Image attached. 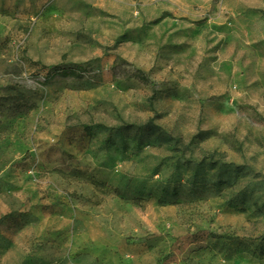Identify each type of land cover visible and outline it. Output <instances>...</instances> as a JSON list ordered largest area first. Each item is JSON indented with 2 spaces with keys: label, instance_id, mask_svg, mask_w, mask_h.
<instances>
[{
  "label": "rangeland",
  "instance_id": "374dc122",
  "mask_svg": "<svg viewBox=\"0 0 264 264\" xmlns=\"http://www.w3.org/2000/svg\"><path fill=\"white\" fill-rule=\"evenodd\" d=\"M0 264H264V0H0Z\"/></svg>",
  "mask_w": 264,
  "mask_h": 264
},
{
  "label": "trees",
  "instance_id": "16d2710c",
  "mask_svg": "<svg viewBox=\"0 0 264 264\" xmlns=\"http://www.w3.org/2000/svg\"><path fill=\"white\" fill-rule=\"evenodd\" d=\"M86 70L82 65H73L72 67L66 69L64 67H62L61 65H54V66H50L48 68V72H47V76L45 78V82L46 83H50L51 81H53L54 79L58 78V77H63V78H68V77H72V78H81L84 74H86ZM142 78L145 81H148V78L146 75H142ZM113 129L110 130V132Z\"/></svg>",
  "mask_w": 264,
  "mask_h": 264
}]
</instances>
